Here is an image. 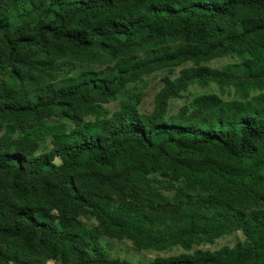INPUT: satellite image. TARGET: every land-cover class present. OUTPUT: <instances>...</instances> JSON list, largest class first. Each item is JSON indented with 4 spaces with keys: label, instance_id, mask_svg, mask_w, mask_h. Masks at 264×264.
<instances>
[{
    "label": "trees",
    "instance_id": "1",
    "mask_svg": "<svg viewBox=\"0 0 264 264\" xmlns=\"http://www.w3.org/2000/svg\"><path fill=\"white\" fill-rule=\"evenodd\" d=\"M180 67L150 113L104 107ZM211 84L240 98L185 95ZM0 122V238L23 251L0 264H133L103 236L183 251L148 264H264V0H0Z\"/></svg>",
    "mask_w": 264,
    "mask_h": 264
},
{
    "label": "rangeland",
    "instance_id": "2",
    "mask_svg": "<svg viewBox=\"0 0 264 264\" xmlns=\"http://www.w3.org/2000/svg\"><path fill=\"white\" fill-rule=\"evenodd\" d=\"M235 60L229 57H225L222 59H216L213 61H210L208 65L211 68L214 69H220L222 66L227 65L229 63L234 62ZM73 64L75 65L76 69L71 72V76H74L80 69L87 68L88 65L84 62H76L74 61ZM190 64L185 65V67H190ZM93 69L100 70L103 69L104 66H90ZM183 67L176 68L175 70H164L157 73H154L148 77H145L142 79L140 83L136 87L130 88L131 91L129 93H125L122 95L117 96L115 99L110 101L108 104H105L104 107L110 111H114L119 108L120 104L125 101H130L131 103H134L135 96L138 92L142 93L141 100L136 104L137 108L140 112L143 113H150L153 107V98L155 93L160 89L161 87V79L164 76H169L171 78H176L179 74L180 69ZM66 76H61L59 78H53V77H46V79L50 82L52 81H58ZM188 93H191L193 96H197L204 93H214L219 95L225 100H232V99H239L240 96H238L233 90L230 89V95L227 94L226 90L219 89L215 84H211L207 88H200L197 85H192L189 87L188 91L185 93L187 95ZM252 96V95H250ZM192 97H187L183 99H177L173 100L171 102L170 106V112L174 113L177 111V109L184 104L186 101L191 100ZM4 131V124L0 122V136L2 135ZM47 147H50L47 145ZM0 179L3 181L4 186L7 187V185L10 182V177L6 173H0ZM7 189V188H6ZM82 222L88 227L92 228L97 225V223L94 221V219L89 218L87 216L80 217ZM243 236L238 231L233 234L223 236L219 239H216L213 243H203L199 246H194V249H201V250H217L223 246H233L236 242L242 241ZM100 245L101 250L99 255L104 256L106 258L111 259H120V260H127L133 264L140 263V264H148L150 261L157 257H169V256H176L183 251L179 247H174L169 250L156 252L152 250H142L135 248L132 243L126 239V238H113L110 236H103L100 239ZM0 251L2 254L7 253H23L20 245L17 241L13 239H1L0 238ZM5 263L11 264L8 260L5 261ZM40 264H72L68 261H61L60 259H46L42 257L40 259Z\"/></svg>",
    "mask_w": 264,
    "mask_h": 264
}]
</instances>
